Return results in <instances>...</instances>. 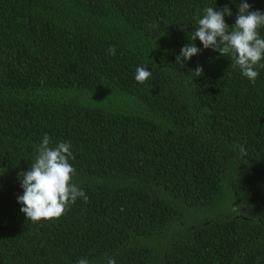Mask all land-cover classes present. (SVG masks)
<instances>
[{"label": "trees", "instance_id": "obj_1", "mask_svg": "<svg viewBox=\"0 0 264 264\" xmlns=\"http://www.w3.org/2000/svg\"><path fill=\"white\" fill-rule=\"evenodd\" d=\"M239 3L0 0V264H264V68L198 38L177 62L198 10ZM45 133L89 200L33 223L18 173Z\"/></svg>", "mask_w": 264, "mask_h": 264}, {"label": "clouds", "instance_id": "obj_2", "mask_svg": "<svg viewBox=\"0 0 264 264\" xmlns=\"http://www.w3.org/2000/svg\"><path fill=\"white\" fill-rule=\"evenodd\" d=\"M233 15L232 9L225 4L222 8L206 6L202 12L198 10L197 26L189 37L191 43L185 44L177 62L184 61L199 54L202 50L195 41L197 38L204 49L211 48L222 56L230 57L231 66L239 69L241 74L252 83L259 76L258 68H264V12L252 10L247 0H240L235 22L229 25L225 16ZM110 55L116 54V46L108 48ZM204 74L203 66L192 70L193 79ZM152 73L146 66H137L135 80L145 83ZM70 142H53L45 133L39 144L35 146V156L30 167L18 173L23 194L17 197L22 205L20 211L26 215L27 221L39 223L42 220L59 219L69 206L78 198L88 202L85 191L73 182L76 169L71 163L75 155ZM246 155L243 145L238 146ZM77 264H90L87 259H79ZM107 264H116L114 257H109Z\"/></svg>", "mask_w": 264, "mask_h": 264}]
</instances>
